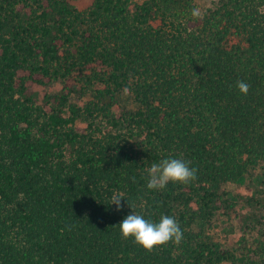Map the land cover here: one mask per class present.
<instances>
[{"label": "trees", "instance_id": "obj_1", "mask_svg": "<svg viewBox=\"0 0 264 264\" xmlns=\"http://www.w3.org/2000/svg\"><path fill=\"white\" fill-rule=\"evenodd\" d=\"M196 7L0 0V264H264V0ZM166 158L197 179L149 190ZM117 192L181 243L123 239Z\"/></svg>", "mask_w": 264, "mask_h": 264}, {"label": "clouds", "instance_id": "obj_2", "mask_svg": "<svg viewBox=\"0 0 264 264\" xmlns=\"http://www.w3.org/2000/svg\"><path fill=\"white\" fill-rule=\"evenodd\" d=\"M191 15L194 19L202 18V10L199 7L193 8ZM236 87L242 95L246 96L249 92V85L244 81H238ZM190 163V161L178 158H166L158 163H152L146 170L147 188L149 190H164L170 182L189 184L195 181L197 169L190 167ZM122 201H126L127 206L132 210L118 224L123 239L133 238L135 244L148 252L170 242L176 245L181 243L184 238L183 232L174 217L162 215L158 223L151 222L133 211L136 205L130 204L118 192L111 196L109 205H114L116 211H121L124 207ZM69 230H71V226Z\"/></svg>", "mask_w": 264, "mask_h": 264}, {"label": "rangeland", "instance_id": "obj_3", "mask_svg": "<svg viewBox=\"0 0 264 264\" xmlns=\"http://www.w3.org/2000/svg\"><path fill=\"white\" fill-rule=\"evenodd\" d=\"M214 1L215 0H195V3H196V6L199 7L202 10V12H204L208 7H210L214 3ZM60 89H61V86L60 84L57 83V84H53L52 86L48 87L46 89V92L57 93L60 91ZM226 189L237 192V193H241V194H243L244 192L243 187H239L235 184L226 185Z\"/></svg>", "mask_w": 264, "mask_h": 264}]
</instances>
